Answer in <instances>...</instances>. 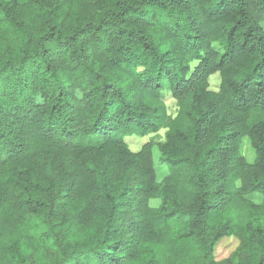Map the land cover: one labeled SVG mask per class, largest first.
Segmentation results:
<instances>
[{"label":"trees","instance_id":"16d2710c","mask_svg":"<svg viewBox=\"0 0 264 264\" xmlns=\"http://www.w3.org/2000/svg\"><path fill=\"white\" fill-rule=\"evenodd\" d=\"M0 264H264V0H0Z\"/></svg>","mask_w":264,"mask_h":264},{"label":"rangeland","instance_id":"374dc122","mask_svg":"<svg viewBox=\"0 0 264 264\" xmlns=\"http://www.w3.org/2000/svg\"><path fill=\"white\" fill-rule=\"evenodd\" d=\"M210 83V90L217 91L219 86V75L215 74L210 77L209 80ZM163 100L166 104V110L169 116L174 117L177 112V103L174 99L171 98L170 94L168 92L163 93ZM164 135L165 130H160L156 135H150L147 137H131L126 139V143L128 147L131 149V151H137L142 144L148 142L150 139H153L155 143H160L164 141ZM152 137V138H151ZM241 154L243 157L248 161L252 162L254 160L255 154L254 150L250 146V143L248 140H244L242 142L241 146ZM153 156H154V163H155V171L157 180H162L168 172V169L165 165L161 164L158 161L159 153L157 148L153 149ZM251 201L254 203H260L262 200V197L260 195H251L249 197ZM152 205H156V202H152ZM238 246V241L234 238H223L217 244L214 248V257L217 261H221L225 258H227Z\"/></svg>","mask_w":264,"mask_h":264}]
</instances>
